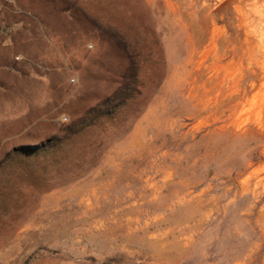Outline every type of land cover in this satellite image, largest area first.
<instances>
[{
  "label": "rangeland",
  "instance_id": "rangeland-1",
  "mask_svg": "<svg viewBox=\"0 0 264 264\" xmlns=\"http://www.w3.org/2000/svg\"><path fill=\"white\" fill-rule=\"evenodd\" d=\"M262 16L0 0V264H264Z\"/></svg>",
  "mask_w": 264,
  "mask_h": 264
},
{
  "label": "bare ground",
  "instance_id": "bare-ground-1",
  "mask_svg": "<svg viewBox=\"0 0 264 264\" xmlns=\"http://www.w3.org/2000/svg\"><path fill=\"white\" fill-rule=\"evenodd\" d=\"M259 16H260V15H259ZM262 17H263V16H262ZM263 18H264V17H263ZM261 20H262V19H261V18H259V21H257V23H256V24H257V25H260V24H261V22H262ZM262 23H263V22H262ZM261 26H262V25H261ZM258 32H259V31H258Z\"/></svg>",
  "mask_w": 264,
  "mask_h": 264
}]
</instances>
